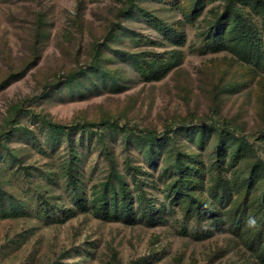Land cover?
I'll use <instances>...</instances> for the list:
<instances>
[{
	"label": "rangeland",
	"instance_id": "obj_1",
	"mask_svg": "<svg viewBox=\"0 0 264 264\" xmlns=\"http://www.w3.org/2000/svg\"><path fill=\"white\" fill-rule=\"evenodd\" d=\"M262 2L235 0L243 25L229 13L218 20L226 0H0V264H264L226 226L187 219L176 206L154 225L98 219L76 207L66 175L72 165L87 201L113 171L136 208L138 194L161 201L175 175L162 163L166 150L152 159L133 137L150 132L169 146L177 132L179 148L198 152L196 133L184 139L183 130L204 121L228 124L251 144L247 156L264 161ZM145 61L151 81L130 65ZM167 61L175 63L163 76ZM94 63L119 70L122 87L86 75L78 86L89 90L72 93L75 82H64ZM38 186L59 204L46 211L51 219ZM62 206L72 209L65 217ZM246 225L261 246L264 229Z\"/></svg>",
	"mask_w": 264,
	"mask_h": 264
},
{
	"label": "trees",
	"instance_id": "obj_2",
	"mask_svg": "<svg viewBox=\"0 0 264 264\" xmlns=\"http://www.w3.org/2000/svg\"><path fill=\"white\" fill-rule=\"evenodd\" d=\"M261 4H264V0ZM132 5L133 2L130 3V6ZM227 13L234 19L238 18L243 25H249L235 0H226L218 20L221 21L226 18ZM119 29L120 27H117L114 31H110L106 41H116L115 37L117 33L119 34ZM236 54L241 56L239 52ZM259 55H264V53L261 52ZM175 56L176 54L173 55L174 59H176ZM127 57L128 63L130 57L135 58L133 55ZM174 63L166 62L165 68L162 70L163 76ZM130 65L139 78L144 81H151L149 79L151 72L148 73V69L145 68L150 66L148 62L130 63ZM118 71L112 68H101L99 63L96 65L94 63L93 66L83 70L80 74L71 75L64 82V85L70 87L72 82H75L71 92L82 94L84 89L89 90L90 86L87 84L78 86L79 76L86 77L87 75L94 82L99 80L101 81L100 84L107 83L109 88L119 89L122 87L123 78ZM13 109L16 111L18 106L13 105ZM11 119H13V114L7 122ZM47 123L53 129L68 135L73 131L72 127L50 121ZM229 129L228 124L220 125L214 121L207 123L204 121L189 131L184 129L183 132L187 134L184 139L192 138L196 133L198 152L179 148L180 145H177L176 137L180 136L181 133H173L172 130L173 135L170 138L169 146H166L163 138L155 137L150 132L133 137L132 141L137 148L145 155L151 156L152 159L155 154H159L158 152L166 150L165 156H167L161 158L162 163L169 166L171 177L173 173L175 175L169 184L163 185L161 188L164 197L161 201H157V197L138 194L136 198L139 201V208H136L128 199L130 188L123 183L122 176L115 171H113L114 178L102 183L101 188L96 189L91 199L87 201L80 190L79 179L72 175L74 170L72 165H68L66 175L74 180L68 184L67 189L72 192L77 208L85 212L92 210L98 219H117L126 224L136 223L139 220L148 225L163 223L166 217L172 214L173 206H176L179 213L187 219H193L197 222L206 221L215 226L218 224L226 226V229L242 239L247 248L257 252L256 254L261 255L262 260H264V243L259 246L258 239L260 238L257 237L255 248L254 242L247 239L246 231V224H249V220L253 224H258L259 228L264 229V161L260 158L252 161L251 157L247 156V153L251 151V144L247 142L246 137L237 136L235 131ZM211 136L213 139L209 143ZM128 141L126 139V143ZM3 146L9 153V157L13 160L16 159V153L10 151L7 145ZM162 166L166 167V165ZM201 172L208 175L207 182L199 177ZM233 177L236 178L233 179ZM37 188V203L40 204L41 210H44L46 216L44 217L51 219L54 216L49 218L46 211L50 207H57L58 209L59 204L56 202L50 205L49 199H53V197L49 198L47 192L49 190H45L41 186ZM15 207L18 209V204H15L13 208ZM19 211L24 213L23 210ZM71 211L72 209L65 208V206H62L60 210L64 217ZM153 255L154 253L151 254V257ZM142 264H145V261Z\"/></svg>",
	"mask_w": 264,
	"mask_h": 264
}]
</instances>
